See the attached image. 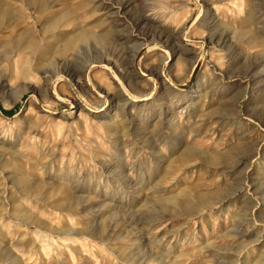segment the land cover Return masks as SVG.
<instances>
[{
	"label": "rangeland",
	"instance_id": "1",
	"mask_svg": "<svg viewBox=\"0 0 264 264\" xmlns=\"http://www.w3.org/2000/svg\"><path fill=\"white\" fill-rule=\"evenodd\" d=\"M4 1L0 264H264V0Z\"/></svg>",
	"mask_w": 264,
	"mask_h": 264
},
{
	"label": "bare ground",
	"instance_id": "2",
	"mask_svg": "<svg viewBox=\"0 0 264 264\" xmlns=\"http://www.w3.org/2000/svg\"><path fill=\"white\" fill-rule=\"evenodd\" d=\"M13 1H17L18 2L20 0H12V2ZM28 1H30L29 3H31V4L34 5L36 11H45V10L51 8L53 5L57 4V2H59V1L62 2L64 5L66 4V3H64L65 0H28ZM85 1L86 0H84L82 2H85ZM82 2L79 3L77 5V7H83L84 5H88V4H86L87 2H85V4L82 3ZM90 6H91L90 7L91 10L87 12L88 14L91 15L92 12L93 13L95 12V13L99 14V16L97 15L98 17H96L94 19V21H91L90 23H86V25H84V26H82L80 23H76L75 24V30L74 31H71L69 33H66V34L60 35L59 32L56 33L57 36H61L60 41H63L64 42L62 49L59 50V52H61V54L66 53L68 50L74 48V46H75V44L77 42L83 41V40L87 39L90 36H93V37H95V38H97L99 40L112 39V35H113L112 33H113V31H114V29H115V27L117 25V20L115 21L112 18L111 13L106 10V7L103 5V3L97 4L95 6V8H94V4L93 5H90ZM10 8H11V6H9V4H7L6 1H4V0L0 1V20L1 21L2 20H6V19L9 18V15H11L10 14ZM235 9H237V8H235ZM64 15H65V13H64ZM237 17H239V16H237ZM215 18H217L216 19V22L214 24L216 26L217 23L220 22V18H219V20H218V16L217 17L215 16ZM59 21L60 20H57L56 21L55 18H52V19L46 21L44 23V25L48 29L51 28V27L58 29L60 27ZM65 25H67V23H65ZM91 27L100 28L101 29V32H98V33L93 32L91 30ZM241 30H242V28H241ZM28 32L14 34L12 40L11 41H8L9 43L8 42H2L1 39H0V71H1V69L4 70V65L11 66L12 69H13L12 70V75L13 76H11V78L13 77L15 79V77H17L16 76V73L23 74V76L27 74L26 73L27 72V68H26V70H24V66L21 64L22 61L19 62L20 52L25 49L28 53L33 54L36 51V47H34V45H33L32 34H30V33H32V31L29 30ZM0 33H1V30H0ZM2 33H3V31H2ZM218 36H219L218 38L220 40L226 41V39H224V37H226V35H224L223 32L220 33ZM47 47H48V45H47ZM54 48H55V46H52V50L53 51H54ZM89 67H91V66L88 65L87 69L85 70L86 71V74L84 73L85 74V79H86L87 83H91V78H90V71L91 70H88ZM19 68H21V70H19ZM1 75L2 76L0 77V91H2L6 86H8V79H7L8 77L4 73L1 74ZM78 78H79V76H78ZM90 88H91V90H93L94 93H98V91H99V88L96 85H94V84H90ZM24 180L22 179V177L18 179L19 186H21L22 184H25ZM36 185H35V188H36ZM31 187H28V186L26 187L25 185L24 186H21V190L25 193L24 194L25 196H30L31 195L30 194ZM177 202L182 203L183 200L182 201L180 200V201H177ZM182 206L183 207H186V205H184V204H182ZM21 216H23V215H21ZM21 216H18V218L21 219ZM54 232L57 233L58 235H65L64 232H62V234H60L59 231H55L54 230ZM73 234L74 233H71L70 235H73ZM201 249H203V248H200V250ZM12 261H14V259H12ZM18 264H22V263L21 262H18ZM260 264H262V263H260Z\"/></svg>",
	"mask_w": 264,
	"mask_h": 264
}]
</instances>
